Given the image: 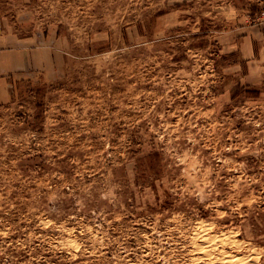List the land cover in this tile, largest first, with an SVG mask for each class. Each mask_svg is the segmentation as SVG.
<instances>
[{
  "label": "rangeland",
  "instance_id": "obj_1",
  "mask_svg": "<svg viewBox=\"0 0 264 264\" xmlns=\"http://www.w3.org/2000/svg\"><path fill=\"white\" fill-rule=\"evenodd\" d=\"M0 264H264V0H0Z\"/></svg>",
  "mask_w": 264,
  "mask_h": 264
},
{
  "label": "crops",
  "instance_id": "obj_2",
  "mask_svg": "<svg viewBox=\"0 0 264 264\" xmlns=\"http://www.w3.org/2000/svg\"><path fill=\"white\" fill-rule=\"evenodd\" d=\"M9 66H10V68H13V62H12L11 59H10V62H9Z\"/></svg>",
  "mask_w": 264,
  "mask_h": 264
}]
</instances>
